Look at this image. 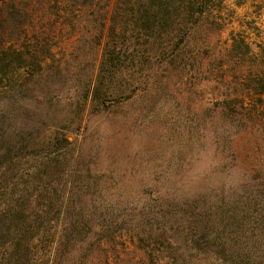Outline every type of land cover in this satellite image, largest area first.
I'll list each match as a JSON object with an SVG mask.
<instances>
[{"label": "rangeland", "instance_id": "374dc122", "mask_svg": "<svg viewBox=\"0 0 264 264\" xmlns=\"http://www.w3.org/2000/svg\"><path fill=\"white\" fill-rule=\"evenodd\" d=\"M259 1L197 0L203 10L197 24L212 28L207 39L214 61L208 76L204 64L166 79L153 73L155 68H137L127 73L125 85L117 78L105 81L113 94L131 90L125 92L131 99L91 114L88 102L79 123L74 110L84 103L90 64L99 57L82 39L56 51V58L68 61L59 74L67 81L63 88L52 86L58 91L51 106L45 95L31 99L27 92L0 98V245L26 226L27 238L40 232L33 253L45 256L33 264H51V231L65 226L67 212L70 218L78 213L64 200L80 197L85 184H97L108 208L99 217L100 198L86 197L79 217L93 214V233L105 224L110 247L123 251L120 260L131 262L143 258V249L163 245L136 234L145 225L144 203L188 198L220 186L264 199V10ZM61 135L71 143L69 162L52 169V141ZM164 256L162 250L155 259L163 262Z\"/></svg>", "mask_w": 264, "mask_h": 264}, {"label": "trees", "instance_id": "16d2710c", "mask_svg": "<svg viewBox=\"0 0 264 264\" xmlns=\"http://www.w3.org/2000/svg\"><path fill=\"white\" fill-rule=\"evenodd\" d=\"M202 14L197 0H0V98L27 92L31 99L45 95L51 106L53 92L58 91H51L52 86L63 88L67 81L59 74L68 68V61L56 58V51L64 52L65 46L82 39L86 49L99 57L90 64L84 103L74 110L79 123L88 102L91 114L131 99V93L125 94L131 90L113 94L106 82L117 78L125 85L127 73L137 68H155L153 73L161 72L158 77L166 79L204 64L203 75L208 76L214 61L207 39L212 28L197 24ZM198 37L200 44L195 42ZM70 144L65 135L53 138L52 169L69 162ZM208 189L188 198L161 197L144 203L140 214L145 225L136 234L163 245L143 249V258L131 262L120 260L118 253L123 251L110 247L105 224L98 223L101 232L93 233V214L79 217L86 211L82 202L86 197L92 202L100 198L99 217L108 208L97 184H85L80 197L64 200L65 207L73 203L80 215L70 218L67 212L65 226L51 231L47 257L51 264H264V199L235 195L225 186ZM58 210L60 215L61 205ZM3 223L0 219V239ZM27 229L14 232L7 245H0V264H33L45 257L33 253L40 232L27 238ZM162 250L163 262L155 259Z\"/></svg>", "mask_w": 264, "mask_h": 264}, {"label": "built area", "instance_id": "2783aa9c", "mask_svg": "<svg viewBox=\"0 0 264 264\" xmlns=\"http://www.w3.org/2000/svg\"><path fill=\"white\" fill-rule=\"evenodd\" d=\"M259 3H260L261 7H262L263 10H264V0H260Z\"/></svg>", "mask_w": 264, "mask_h": 264}]
</instances>
